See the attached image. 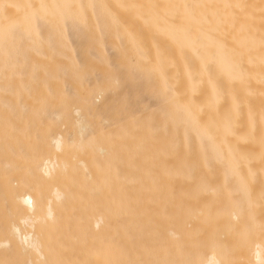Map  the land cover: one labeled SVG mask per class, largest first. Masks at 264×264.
Returning a JSON list of instances; mask_svg holds the SVG:
<instances>
[{"label":"bare ground","instance_id":"bare-ground-1","mask_svg":"<svg viewBox=\"0 0 264 264\" xmlns=\"http://www.w3.org/2000/svg\"><path fill=\"white\" fill-rule=\"evenodd\" d=\"M0 264H264V0H0Z\"/></svg>","mask_w":264,"mask_h":264}]
</instances>
